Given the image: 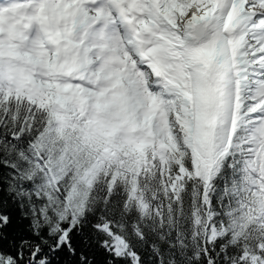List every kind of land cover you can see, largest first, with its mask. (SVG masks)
<instances>
[{
  "label": "snow or ice",
  "instance_id": "snow-or-ice-1",
  "mask_svg": "<svg viewBox=\"0 0 264 264\" xmlns=\"http://www.w3.org/2000/svg\"><path fill=\"white\" fill-rule=\"evenodd\" d=\"M0 264H264V0H0Z\"/></svg>",
  "mask_w": 264,
  "mask_h": 264
}]
</instances>
